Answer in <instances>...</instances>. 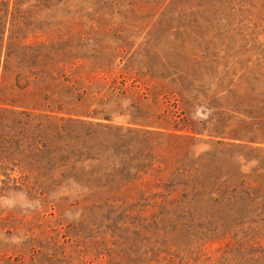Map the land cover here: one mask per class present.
<instances>
[{
    "label": "rangeland",
    "instance_id": "1",
    "mask_svg": "<svg viewBox=\"0 0 264 264\" xmlns=\"http://www.w3.org/2000/svg\"><path fill=\"white\" fill-rule=\"evenodd\" d=\"M18 71L116 86L131 112L113 122L157 132L158 159L145 196L124 187L106 202L74 186L15 190L0 174V264H264V214H239L203 155L264 146V0H0L4 95ZM245 179L237 190L264 201V177Z\"/></svg>",
    "mask_w": 264,
    "mask_h": 264
},
{
    "label": "trees",
    "instance_id": "2",
    "mask_svg": "<svg viewBox=\"0 0 264 264\" xmlns=\"http://www.w3.org/2000/svg\"><path fill=\"white\" fill-rule=\"evenodd\" d=\"M4 71L9 73L12 66L6 64ZM22 77L21 85L17 78ZM49 79L46 84L38 75L18 71L16 88L8 95L0 83V174L5 182H12L15 190L38 193L74 186L78 196H96L104 202L124 187L143 196L151 191L143 176L158 159L149 147L158 133L137 126L133 115L126 125L113 122L116 113L131 112L129 107L122 109L118 88L109 85L101 95V89L89 92L69 84L65 73L50 72ZM257 132L264 140V119ZM256 140L219 142L224 151L203 154L212 157L209 160L220 172L216 179L225 177L224 198L237 206L239 214H264L263 199L250 190H237L245 178L264 177V146H252ZM197 159L189 157L193 164ZM251 163V172H242V166ZM202 166L199 162L197 169ZM14 171L18 176L11 175Z\"/></svg>",
    "mask_w": 264,
    "mask_h": 264
}]
</instances>
